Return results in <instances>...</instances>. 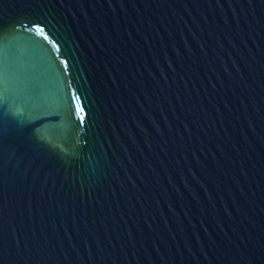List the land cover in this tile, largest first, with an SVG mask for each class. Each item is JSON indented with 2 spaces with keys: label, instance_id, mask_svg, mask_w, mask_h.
I'll list each match as a JSON object with an SVG mask.
<instances>
[{
  "label": "water",
  "instance_id": "1",
  "mask_svg": "<svg viewBox=\"0 0 264 264\" xmlns=\"http://www.w3.org/2000/svg\"><path fill=\"white\" fill-rule=\"evenodd\" d=\"M0 264H94L57 157L1 39Z\"/></svg>",
  "mask_w": 264,
  "mask_h": 264
}]
</instances>
